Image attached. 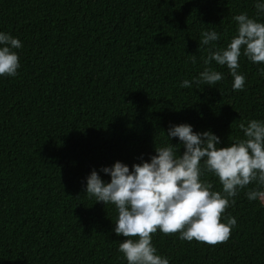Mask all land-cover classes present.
<instances>
[{
    "label": "trees",
    "instance_id": "obj_1",
    "mask_svg": "<svg viewBox=\"0 0 264 264\" xmlns=\"http://www.w3.org/2000/svg\"><path fill=\"white\" fill-rule=\"evenodd\" d=\"M254 3L0 0V31L22 44L17 75L0 77V264H127L115 207L85 195V177L97 170L109 182L100 168L148 161L171 125L209 131L225 147L244 138L240 123L264 120V64L241 55L237 91L226 66L204 64L236 35L235 15L264 22ZM205 30L219 39L199 45ZM205 67L223 79L179 87ZM201 179L220 191L211 173ZM244 192L222 214L236 219L227 241L157 230V254L169 264H264V203Z\"/></svg>",
    "mask_w": 264,
    "mask_h": 264
},
{
    "label": "clouds",
    "instance_id": "obj_2",
    "mask_svg": "<svg viewBox=\"0 0 264 264\" xmlns=\"http://www.w3.org/2000/svg\"><path fill=\"white\" fill-rule=\"evenodd\" d=\"M257 14L264 13V0H255ZM236 35L223 48L210 51L204 64L214 61L226 66L232 77L234 91L243 90L245 77L238 72L241 55L253 64H264V22L246 13L235 15ZM199 45H209L219 39L215 30L201 32ZM21 41L6 31H0V77H15L20 68L16 51ZM193 56V55H191ZM258 74L264 78V69ZM223 76L205 67L198 76L182 79L179 87L213 85ZM243 139L219 147L220 139L204 131L194 132L191 125H171L167 129V143L155 147V155L148 161L131 165L115 162L100 172L110 177L104 182L97 170L85 177V195L96 202L112 204L117 217L113 232L125 239L118 243L127 264H169V259L157 254L151 234L178 233L187 242L215 245L228 240L236 219L228 216L221 222L225 209L241 189L249 201L264 203V120H249L239 124ZM179 142L172 145L170 140ZM177 147L183 148L177 154ZM205 172L214 175L220 191L201 177ZM253 187L248 189L247 186Z\"/></svg>",
    "mask_w": 264,
    "mask_h": 264
}]
</instances>
